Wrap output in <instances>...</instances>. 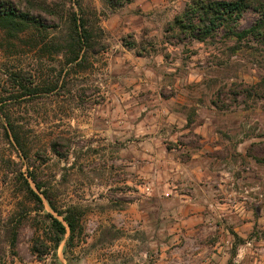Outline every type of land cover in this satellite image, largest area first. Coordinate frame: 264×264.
<instances>
[{
  "label": "rangeland",
  "instance_id": "rangeland-1",
  "mask_svg": "<svg viewBox=\"0 0 264 264\" xmlns=\"http://www.w3.org/2000/svg\"><path fill=\"white\" fill-rule=\"evenodd\" d=\"M190 1L0 0L34 3L55 47L36 52L33 34L0 28V91L8 70L39 84L59 75L71 12L97 43L53 92L10 104L29 157L0 115V264H264V44L170 30ZM257 17L246 11L238 27ZM28 169L49 193L43 206L27 193ZM195 199L208 221L178 210ZM70 207L74 243L68 233L57 256L35 252L48 214ZM240 214L257 219L246 235L230 228Z\"/></svg>",
  "mask_w": 264,
  "mask_h": 264
},
{
  "label": "trees",
  "instance_id": "trees-1",
  "mask_svg": "<svg viewBox=\"0 0 264 264\" xmlns=\"http://www.w3.org/2000/svg\"><path fill=\"white\" fill-rule=\"evenodd\" d=\"M111 6H119L130 3L134 0H106ZM35 4L30 3L27 10L18 9L13 4L0 3V28L7 32L9 37L17 38L21 34L32 35L35 40L33 48L36 52H53L52 40L50 39L51 26L45 23L42 15L34 13ZM253 10L259 17L250 27L240 29L238 27L241 19L248 10ZM40 10L51 12L50 6L45 4ZM169 29L176 31L179 35L190 36L199 41H205L207 37L214 36L218 31L224 30L226 36L235 39L236 44H242L249 40L264 44V0H191L183 12L177 14L170 22ZM68 37L59 49L65 54V60L59 71V75L47 79L44 84H39L31 72L25 69H16L6 73L8 78L6 84L11 85L10 90L0 91V115L5 120V136L16 144L29 157L26 151V135L22 126L17 123L11 114L18 100L34 98L39 92H53L61 83L65 70L69 71L87 61L89 51H94L96 41L93 39V31L83 17L71 12L69 17ZM133 47L134 43L127 42ZM65 50V51H64ZM1 72V71H0ZM4 73V74H5ZM14 106V105H12ZM30 178V179H29ZM25 188L29 196L43 206V194L50 200L43 183L31 169H28V178L24 177ZM33 182L34 185L31 183ZM51 202V201H50ZM62 218L48 214L49 224L45 237H39L34 245V251L38 254H45L46 248H52L53 255L57 256V249L69 233L67 245L74 243L75 238L80 234V210L77 207H70L66 211H58ZM37 244H39L37 246ZM45 248V249H42ZM46 251V252H45ZM45 252V253H44Z\"/></svg>",
  "mask_w": 264,
  "mask_h": 264
},
{
  "label": "crops",
  "instance_id": "crops-1",
  "mask_svg": "<svg viewBox=\"0 0 264 264\" xmlns=\"http://www.w3.org/2000/svg\"><path fill=\"white\" fill-rule=\"evenodd\" d=\"M205 208V205H202L200 203V200H196L194 202H192L191 204H183L180 205L178 207L179 211H187L186 212V217L188 216V210H191L193 213L190 215V219L192 221H195V223L200 222V221H205V219L208 221L210 218V215L207 213H204V211H202V209ZM237 216V215H236ZM241 214L237 216L238 219L234 220V222L232 223V225H230V228L233 229L235 232H237L239 235H246L245 230L247 229L248 231H250V228L255 225L257 223V219L254 220H246V222H244L245 220V215H243L242 217ZM250 217V216H249ZM240 220V222L238 221ZM187 221V220H186ZM237 221V222H235ZM228 234L232 235L230 230L227 231ZM228 238H230L228 236Z\"/></svg>",
  "mask_w": 264,
  "mask_h": 264
},
{
  "label": "built area",
  "instance_id": "built-area-1",
  "mask_svg": "<svg viewBox=\"0 0 264 264\" xmlns=\"http://www.w3.org/2000/svg\"><path fill=\"white\" fill-rule=\"evenodd\" d=\"M150 188L149 187H147V190H149Z\"/></svg>",
  "mask_w": 264,
  "mask_h": 264
}]
</instances>
